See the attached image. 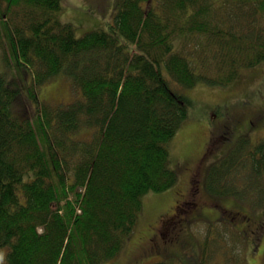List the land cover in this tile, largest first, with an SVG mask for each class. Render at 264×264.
<instances>
[{
    "label": "trees",
    "instance_id": "obj_1",
    "mask_svg": "<svg viewBox=\"0 0 264 264\" xmlns=\"http://www.w3.org/2000/svg\"><path fill=\"white\" fill-rule=\"evenodd\" d=\"M61 3L0 0V264L116 257L142 195L177 178L168 145L192 101L169 80L180 90L224 86L264 61V0H117L107 30L79 36L60 20ZM60 74L78 95L40 99L37 86ZM23 95L33 115L17 110ZM251 136L209 164L205 186L255 207L264 202V135ZM216 231L208 226L204 254ZM179 259L149 264H186Z\"/></svg>",
    "mask_w": 264,
    "mask_h": 264
},
{
    "label": "rangeland",
    "instance_id": "obj_2",
    "mask_svg": "<svg viewBox=\"0 0 264 264\" xmlns=\"http://www.w3.org/2000/svg\"><path fill=\"white\" fill-rule=\"evenodd\" d=\"M116 1L62 0L60 20L70 23L77 36L90 29L107 30L113 23ZM2 34L3 29L0 24V36H3ZM118 38L122 40L120 35ZM2 40L5 41L3 37ZM2 48L0 46V72L4 69ZM163 71L164 75L170 79L164 66ZM169 82L192 101L186 119L168 145L170 166L177 170L176 181L164 191H150L142 195L141 209L133 232L124 242L118 255L101 264H149L160 260L162 256L170 255L167 249L162 247L165 243L175 240L174 243L179 241L178 246L186 244L181 241L183 240L181 233L192 236L198 251L196 261L190 260V254L179 259L186 264H264V256H261L263 248L257 246L252 249L247 239L239 232L226 227L224 222L214 223L218 228L216 232L219 233V238L211 242L208 253L204 254L201 251L204 250L202 243L207 236L208 226L212 223L194 217V213L199 208L198 194H202V199L207 200V203L203 205L217 206L223 203L227 205V203L238 204L239 202H235L232 197H218L210 194L205 186L209 163L223 155L228 148L220 147L219 144L212 142L206 149L205 155L201 157L200 164L198 157L207 139L216 136L217 128H220V122L226 113L229 114V117L227 116L229 119L241 120L258 114L257 116L263 121L255 126V130H252V138L256 140L264 135V61L241 68L232 83L224 86L211 85L201 80L193 87L180 90L181 87L177 86L176 82L171 79ZM37 91L42 100L63 103L73 100L79 93L78 89L62 74L37 86ZM16 108L20 112L31 115L35 111L25 96L17 102ZM258 119L255 118L254 123ZM191 181L192 185L193 183L196 185L195 191ZM201 184L203 186H200ZM215 199H218V202ZM239 204L244 212L251 216V223L257 224L264 219V202L255 207L251 206L252 208L247 202H239ZM173 206L176 216L173 218L159 216ZM158 217L162 219L160 225Z\"/></svg>",
    "mask_w": 264,
    "mask_h": 264
},
{
    "label": "flooded vegetation",
    "instance_id": "obj_3",
    "mask_svg": "<svg viewBox=\"0 0 264 264\" xmlns=\"http://www.w3.org/2000/svg\"><path fill=\"white\" fill-rule=\"evenodd\" d=\"M258 114H253L251 117H248L244 120L233 118L229 119V114L226 113L223 120L220 122V128H217L216 136L209 137L201 149L200 156L198 157V163L200 164L201 157L205 155V151L212 142L214 144H219L220 147L228 148L234 144L235 139L240 135H252V130L256 129L255 126H258L262 123L263 120L257 116ZM228 116V117H227ZM258 119L255 123L253 120ZM219 123V124H220ZM219 129V130H218ZM252 137V136H251ZM197 163V162H196ZM210 164V163H209ZM209 166V165H208ZM200 167V166H199ZM208 169V168H207ZM199 170V169H198ZM207 174V173H206ZM192 185V181L190 182ZM193 190L195 191V186L193 183ZM200 186H203L202 184ZM191 187V186H190ZM192 196V195H191ZM197 200L199 201V208L194 213V217L202 218L205 221L211 222L212 224L209 225V228H213L218 230L215 222H224L226 227L233 229L235 232H239L245 239L248 240V244H250L251 248L261 246L263 248L262 257L264 256V219L260 220L257 224H253L250 221L249 214L244 212L243 207L240 204L236 203H227L223 205H203L207 203V200L202 199V194L197 195ZM218 202V199H215ZM220 203V202H219ZM161 218H173L176 216V211L174 206L171 209L166 210L165 212L159 215ZM159 219V225L162 219ZM214 224V225H213ZM232 233V232H231ZM158 231L156 230V235ZM174 234V233H173ZM178 235V234H176ZM181 238L186 244L183 246H178V243H174V241L170 240L167 244L165 243L163 248L167 249L169 254L178 255L180 257H185L186 254H190V260L196 261L198 257V251L196 248V243L193 240L192 236L189 234H182ZM162 240V239H161ZM164 241V240H162ZM158 248V247H157ZM186 250V252L184 251ZM264 258V257H263Z\"/></svg>",
    "mask_w": 264,
    "mask_h": 264
}]
</instances>
